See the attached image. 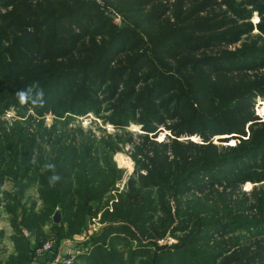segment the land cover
I'll use <instances>...</instances> for the list:
<instances>
[{
    "label": "trees",
    "instance_id": "1",
    "mask_svg": "<svg viewBox=\"0 0 264 264\" xmlns=\"http://www.w3.org/2000/svg\"><path fill=\"white\" fill-rule=\"evenodd\" d=\"M258 96L264 0H0V115L19 117L0 134V187L11 185L0 207L12 229L0 264H29L49 235L57 242L86 228L121 175L111 155L124 144L133 168L103 210L109 223L77 255L82 264H264V189L250 205L214 189L264 183V121L251 111ZM86 113L121 131L111 146L55 126ZM47 114L55 118L45 128ZM131 124L134 137L124 131ZM213 136L237 143L217 147ZM33 185L36 208L26 194ZM167 231L178 245L153 252Z\"/></svg>",
    "mask_w": 264,
    "mask_h": 264
},
{
    "label": "rangeland",
    "instance_id": "2",
    "mask_svg": "<svg viewBox=\"0 0 264 264\" xmlns=\"http://www.w3.org/2000/svg\"><path fill=\"white\" fill-rule=\"evenodd\" d=\"M108 11H113V9H108ZM255 20H256V17L252 16L251 21L255 22ZM262 72L263 71L261 70V68L256 70V73H262ZM251 111H252V114L256 117L258 122L264 121V97L263 96H258V97L254 98L253 103H252V107H251ZM16 115H17V113L14 112L13 110H8L4 114L0 115V134H1L2 130L7 131V129L12 125V123L19 119V117H17ZM54 118L55 117H53L52 114L45 115L43 118V122H42L41 126L45 127V128L50 127L53 124ZM19 122H20V124H18V125L20 127H22L25 131H27V132L33 131V130H31L33 128V126H31L30 124L27 125V124H22V121H19ZM33 125H34V123H33ZM55 126L58 129L64 128L67 131H71L75 134H77L76 130L80 129L81 134L85 135V137L94 138L96 141L99 140L100 141V147L103 146L101 144L103 142L110 144L111 141L114 140L113 135L114 134L119 135L121 133L120 130L112 128L111 125H109L107 123H102L99 118L95 117L91 113H86L85 116L84 115H82V116H71L69 118L68 122L64 126H61L60 124H58V122L55 124ZM124 131H128L129 133H131L132 137H134L135 135H137L139 133L138 126L135 124H131V125L125 127ZM244 131H245V134L247 137L249 135L247 126H245ZM165 133H167V131L160 130L157 133L155 139L157 141L163 139ZM108 135L111 136L110 139H109V137H107ZM216 137L217 136H213L211 138V143L215 144L217 147H222V148L228 147L229 148V147L234 146L235 143H237L235 141V139H228L225 142H218L216 140ZM189 138H190V139H188L189 141H192L195 143H200L198 136L192 135V136H189ZM177 140L178 141H185L184 137L177 138ZM109 146H111V144L107 145V147H109ZM114 147H116V150L111 155V161L113 162L114 166L121 171V175H120L119 179L115 181L113 188L104 195V197L102 199L101 208L95 213V215L89 216L90 218L91 217L97 218V221L99 223L97 230L109 223V220L107 218L102 220L103 210L106 209L109 212L111 211L112 204L114 202H116L117 193L122 192L124 190L125 180H126L127 176H129V174L131 173V170L133 168V163H132V160H131L130 154H129L130 149H129L128 145L124 144V145H117ZM246 161L247 160H240L239 162L243 164ZM10 186H11L10 183L8 181H5L2 184V186L0 187V191L8 192L10 189ZM214 189L217 190L218 192H222L225 196H230L231 200H234L238 203L241 202L242 204L250 205L253 202L256 195L258 194V192H260L264 189V183H251L249 181H244L241 184H239L236 189H229V188L221 189L220 186H214ZM26 194L30 195L31 198L34 200L35 208L40 205L39 204L40 202H39L38 197H37L36 187L34 185L27 188ZM55 212L58 213L57 222H59L60 212H59L58 208L54 209V211L50 215L51 222H52L51 217ZM247 213L252 214L253 211L250 210ZM248 214H246V215H248ZM89 217L85 218V220H86L85 225H88L87 223L90 222ZM100 219L102 221H100ZM112 224H116V222L115 223L113 222ZM42 229L45 233L48 234V229H49L48 224L43 225ZM84 229L85 228H82V231ZM0 231L2 232V237H1V241H0V259L3 260L12 252V243L10 240V236L12 234V229H11L9 221H8V215L3 211V209L1 207H0ZM21 233L25 238H27L29 240L30 245L33 247L36 243V239L33 236H30L24 228H21ZM80 234H81V232L80 233L77 232V233H75L69 237H62L60 240L58 239L59 241H57V242H55V239L51 235H49L47 238H45L44 240L50 241L52 243V246H51V249L46 253V255L41 257V258H43V260L41 261L42 264H48L49 262H52L55 255H57L58 253L64 254L68 250H70L71 248H76V246H78V244H79L78 242L81 240ZM137 238H139L140 244L145 243L147 241L145 238H143L141 236H139V237L137 236ZM167 238H171L172 242L165 243L164 241ZM177 239H178L177 233H168V231H167V233L164 234V236H162V238L154 240V245L151 246L150 249L155 253H158V252H161V251H164L167 249H171L173 246L178 245ZM85 241H83V247H85L86 249L83 250L82 252H80V255L81 254L87 255V253H89L88 245L87 244L85 245ZM136 245H137V242L135 239L134 240L129 239V242H128L129 249L134 248ZM117 246L119 247V245H117ZM76 257L74 258L73 261L80 264L81 263L80 259L76 258ZM36 260L37 259H35V255L32 253V262H30L29 264H34V262ZM38 264H40V263H38Z\"/></svg>",
    "mask_w": 264,
    "mask_h": 264
},
{
    "label": "built area",
    "instance_id": "3",
    "mask_svg": "<svg viewBox=\"0 0 264 264\" xmlns=\"http://www.w3.org/2000/svg\"><path fill=\"white\" fill-rule=\"evenodd\" d=\"M94 1L97 5L99 6L102 5V0H94ZM104 14L106 15V17L110 19L112 24L118 25L120 23L119 16L116 12L106 10ZM98 226H99V223L97 221V218H90V222L88 223L87 227L83 231H81V234H80L81 240L78 242L79 243L78 246H76V248H71L64 254L58 253L57 255H55L52 261L53 263L49 262L48 264H57V263L70 264L72 263L74 258L78 254H80V252L86 249L85 247L82 246L83 241H85L88 238V235L90 233L95 232ZM164 242L165 243L172 242V239L167 238L165 239ZM51 246H52V243L50 241H44L40 245H38L34 249V252H33V254L35 255V259L36 257L46 254L51 249Z\"/></svg>",
    "mask_w": 264,
    "mask_h": 264
},
{
    "label": "water",
    "instance_id": "4",
    "mask_svg": "<svg viewBox=\"0 0 264 264\" xmlns=\"http://www.w3.org/2000/svg\"><path fill=\"white\" fill-rule=\"evenodd\" d=\"M52 222L53 223H56L57 222V220H58V213L57 212H55L53 215H52Z\"/></svg>",
    "mask_w": 264,
    "mask_h": 264
},
{
    "label": "clouds",
    "instance_id": "5",
    "mask_svg": "<svg viewBox=\"0 0 264 264\" xmlns=\"http://www.w3.org/2000/svg\"><path fill=\"white\" fill-rule=\"evenodd\" d=\"M20 95H21V97H23L24 94L21 93ZM48 167L51 168V167H53V166H52V165H48ZM58 178H59V177H56V179H58Z\"/></svg>",
    "mask_w": 264,
    "mask_h": 264
},
{
    "label": "crops",
    "instance_id": "6",
    "mask_svg": "<svg viewBox=\"0 0 264 264\" xmlns=\"http://www.w3.org/2000/svg\"><path fill=\"white\" fill-rule=\"evenodd\" d=\"M46 254H44V256H45ZM42 257H43V255H42ZM41 258V257H40ZM34 264H38V260H36L35 262H34Z\"/></svg>",
    "mask_w": 264,
    "mask_h": 264
}]
</instances>
